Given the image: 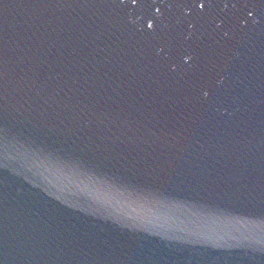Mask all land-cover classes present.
<instances>
[{
  "label": "water",
  "instance_id": "water-1",
  "mask_svg": "<svg viewBox=\"0 0 264 264\" xmlns=\"http://www.w3.org/2000/svg\"><path fill=\"white\" fill-rule=\"evenodd\" d=\"M4 127L0 264H264V0H0Z\"/></svg>",
  "mask_w": 264,
  "mask_h": 264
},
{
  "label": "snow or ice",
  "instance_id": "snow-or-ice-1",
  "mask_svg": "<svg viewBox=\"0 0 264 264\" xmlns=\"http://www.w3.org/2000/svg\"><path fill=\"white\" fill-rule=\"evenodd\" d=\"M133 3H135V0H132ZM201 7H204L203 4L200 5ZM8 129L6 127L0 128V133L7 134ZM73 163H80L81 162V157L73 154V159L70 161Z\"/></svg>",
  "mask_w": 264,
  "mask_h": 264
}]
</instances>
